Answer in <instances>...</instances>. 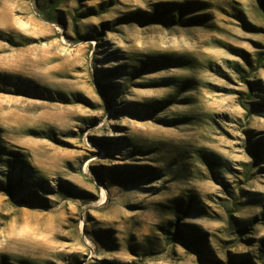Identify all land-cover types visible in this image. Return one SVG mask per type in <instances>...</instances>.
Instances as JSON below:
<instances>
[{
	"label": "rangeland",
	"instance_id": "obj_1",
	"mask_svg": "<svg viewBox=\"0 0 264 264\" xmlns=\"http://www.w3.org/2000/svg\"><path fill=\"white\" fill-rule=\"evenodd\" d=\"M54 1L0 0V264H264L262 1Z\"/></svg>",
	"mask_w": 264,
	"mask_h": 264
},
{
	"label": "trees",
	"instance_id": "obj_2",
	"mask_svg": "<svg viewBox=\"0 0 264 264\" xmlns=\"http://www.w3.org/2000/svg\"><path fill=\"white\" fill-rule=\"evenodd\" d=\"M261 1H262L261 6H262L263 11H264V0H261ZM58 3H59V1H58V0H55V1L53 2V4L51 5L50 11L55 10V6H56ZM49 19H51V18H49ZM157 19H158V16H152V18H151V20H153V21H156Z\"/></svg>",
	"mask_w": 264,
	"mask_h": 264
}]
</instances>
